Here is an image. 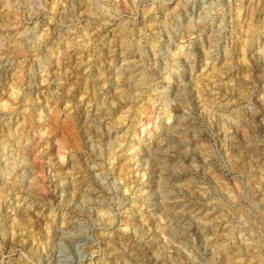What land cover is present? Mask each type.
Masks as SVG:
<instances>
[{"label": "rangeland", "instance_id": "obj_1", "mask_svg": "<svg viewBox=\"0 0 264 264\" xmlns=\"http://www.w3.org/2000/svg\"><path fill=\"white\" fill-rule=\"evenodd\" d=\"M0 264H264V0H0Z\"/></svg>", "mask_w": 264, "mask_h": 264}, {"label": "bare ground", "instance_id": "obj_2", "mask_svg": "<svg viewBox=\"0 0 264 264\" xmlns=\"http://www.w3.org/2000/svg\"><path fill=\"white\" fill-rule=\"evenodd\" d=\"M20 137V136H19Z\"/></svg>", "mask_w": 264, "mask_h": 264}]
</instances>
